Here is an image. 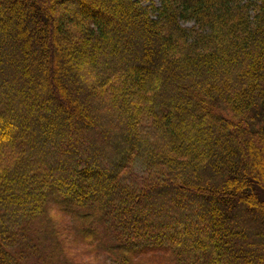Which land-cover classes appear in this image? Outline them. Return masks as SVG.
Masks as SVG:
<instances>
[{"label": "trees", "instance_id": "trees-1", "mask_svg": "<svg viewBox=\"0 0 264 264\" xmlns=\"http://www.w3.org/2000/svg\"><path fill=\"white\" fill-rule=\"evenodd\" d=\"M159 2L0 0V264H264V0Z\"/></svg>", "mask_w": 264, "mask_h": 264}, {"label": "rangeland", "instance_id": "rangeland-1", "mask_svg": "<svg viewBox=\"0 0 264 264\" xmlns=\"http://www.w3.org/2000/svg\"><path fill=\"white\" fill-rule=\"evenodd\" d=\"M152 3L156 4V5H159L160 2L159 0H145V5L146 6H149L151 5ZM69 6V3L68 2H63L61 4H59L57 7H59V9H61V7H68ZM187 27H191L192 24H186Z\"/></svg>", "mask_w": 264, "mask_h": 264}]
</instances>
